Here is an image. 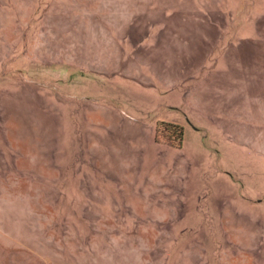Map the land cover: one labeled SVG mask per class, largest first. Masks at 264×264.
<instances>
[{"label": "rangeland", "instance_id": "obj_1", "mask_svg": "<svg viewBox=\"0 0 264 264\" xmlns=\"http://www.w3.org/2000/svg\"><path fill=\"white\" fill-rule=\"evenodd\" d=\"M0 264H264V0H0Z\"/></svg>", "mask_w": 264, "mask_h": 264}, {"label": "trees", "instance_id": "obj_2", "mask_svg": "<svg viewBox=\"0 0 264 264\" xmlns=\"http://www.w3.org/2000/svg\"><path fill=\"white\" fill-rule=\"evenodd\" d=\"M169 132V136L175 138V142L165 141L164 143L170 146H180V141L182 137V126L176 123H161V128L158 131Z\"/></svg>", "mask_w": 264, "mask_h": 264}]
</instances>
